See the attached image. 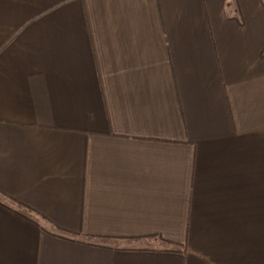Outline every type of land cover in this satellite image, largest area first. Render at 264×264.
Here are the masks:
<instances>
[{"label":"crops","instance_id":"1","mask_svg":"<svg viewBox=\"0 0 264 264\" xmlns=\"http://www.w3.org/2000/svg\"><path fill=\"white\" fill-rule=\"evenodd\" d=\"M264 0H0V264H264Z\"/></svg>","mask_w":264,"mask_h":264},{"label":"trees","instance_id":"2","mask_svg":"<svg viewBox=\"0 0 264 264\" xmlns=\"http://www.w3.org/2000/svg\"><path fill=\"white\" fill-rule=\"evenodd\" d=\"M264 54V53H263Z\"/></svg>","mask_w":264,"mask_h":264}]
</instances>
